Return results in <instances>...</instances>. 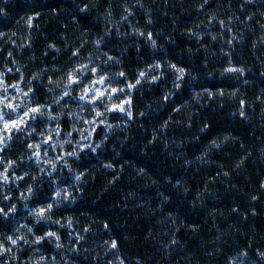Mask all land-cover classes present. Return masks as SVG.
<instances>
[{
  "label": "clouds",
  "instance_id": "clouds-1",
  "mask_svg": "<svg viewBox=\"0 0 264 264\" xmlns=\"http://www.w3.org/2000/svg\"><path fill=\"white\" fill-rule=\"evenodd\" d=\"M0 264H264V0H0Z\"/></svg>",
  "mask_w": 264,
  "mask_h": 264
}]
</instances>
